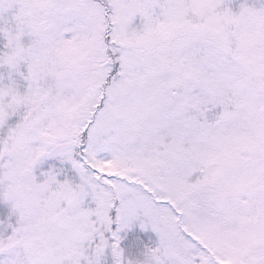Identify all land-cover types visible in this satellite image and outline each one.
<instances>
[{
    "label": "snow or ice",
    "instance_id": "snow-or-ice-1",
    "mask_svg": "<svg viewBox=\"0 0 264 264\" xmlns=\"http://www.w3.org/2000/svg\"><path fill=\"white\" fill-rule=\"evenodd\" d=\"M0 264H264V0H0Z\"/></svg>",
    "mask_w": 264,
    "mask_h": 264
},
{
    "label": "rangeland",
    "instance_id": "rangeland-1",
    "mask_svg": "<svg viewBox=\"0 0 264 264\" xmlns=\"http://www.w3.org/2000/svg\"><path fill=\"white\" fill-rule=\"evenodd\" d=\"M7 215V208L3 205H0V219H4Z\"/></svg>",
    "mask_w": 264,
    "mask_h": 264
}]
</instances>
